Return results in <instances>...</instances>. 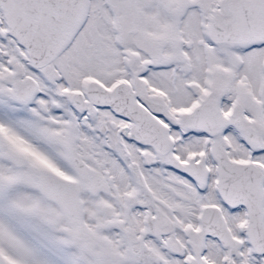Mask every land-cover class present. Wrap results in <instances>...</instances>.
Masks as SVG:
<instances>
[{"label": "snow or ice", "instance_id": "1", "mask_svg": "<svg viewBox=\"0 0 264 264\" xmlns=\"http://www.w3.org/2000/svg\"><path fill=\"white\" fill-rule=\"evenodd\" d=\"M0 264H264V0H0Z\"/></svg>", "mask_w": 264, "mask_h": 264}]
</instances>
